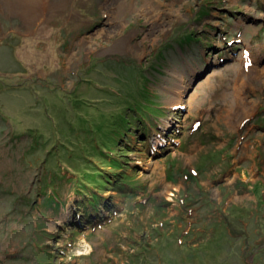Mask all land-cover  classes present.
<instances>
[{
  "label": "rangeland",
  "instance_id": "374dc122",
  "mask_svg": "<svg viewBox=\"0 0 264 264\" xmlns=\"http://www.w3.org/2000/svg\"><path fill=\"white\" fill-rule=\"evenodd\" d=\"M137 65L160 137L113 143ZM0 264H264V0H0Z\"/></svg>",
  "mask_w": 264,
  "mask_h": 264
},
{
  "label": "trees",
  "instance_id": "16d2710c",
  "mask_svg": "<svg viewBox=\"0 0 264 264\" xmlns=\"http://www.w3.org/2000/svg\"><path fill=\"white\" fill-rule=\"evenodd\" d=\"M195 37L194 33L191 31H187L186 33L183 34V37L178 38L177 42L178 44L184 43V46L189 47L190 45H194ZM170 45L164 46L163 49H159L155 54H154V62L150 67V70L152 71H157L159 67L161 66V62L159 60L164 61L166 59L164 53L168 52V48ZM214 49V47L212 48ZM190 51V50H189ZM196 54L195 56H197ZM168 60V59H167ZM156 65L158 67H156ZM135 67V65H133ZM136 70L138 69V76L139 78L137 79V82L140 83V85L136 86L134 85L133 81L128 82L132 88H135V95L133 98H130L128 105L124 108H122L116 116V120L113 121L112 125L109 127L112 129L113 134V140L112 142L120 141L123 142V140H127V138H130L133 136V134L138 133V126L139 122L137 119H133L135 117H140L141 122H144L145 126L148 128L146 132H151L152 130L156 131L155 134L158 133V128H157V122L158 120L165 114V110L162 109L161 104L159 102V99H156V95L154 92H150L147 89L146 84L148 83V76L145 74L144 70L139 67V65L136 66ZM149 91V92H148ZM148 97H152V99H147ZM132 112V116L130 113ZM135 112V114H134ZM144 118V119H143ZM145 120V121H142ZM157 120V121H156ZM125 124L124 127L119 128V125ZM123 136V138H122ZM130 136V137H128ZM37 139V137H35ZM95 142L93 145H90L86 150H82L81 158L85 159V161H89V168L90 171H95L97 170L100 174L102 172L103 167L101 164H108L112 165V167L115 170H120L121 167H125L128 164V162L123 161V158H126L127 154L129 153V150H127L125 147H122L118 150V148L114 147L113 144L108 147L107 149H103L99 146L98 141H96V138L93 139ZM127 145L131 146H139L140 142L137 143H127ZM146 143L143 142L141 143L140 146L143 147L142 152H152L155 154V150L147 151L145 149ZM95 148V152H92L90 148ZM51 151H49L50 153ZM52 153V152H51ZM96 153V154H95ZM78 154V155H80ZM106 156L112 158L110 161L106 159ZM67 156L69 153H67ZM97 156V157H96ZM94 157L95 160L92 159ZM130 163V162H129ZM61 166L69 172L73 178L72 180V186L74 187L76 194L81 196V201H79V205L85 207H93V202L90 198L89 194V188H93L96 185H90L88 183V178H87V171L86 169H79L76 166H72L67 164L66 162H61ZM87 168V166H85ZM107 169V168H104ZM96 173V172H95ZM127 172L124 173V171H121L119 174H123V176H119L117 179L119 180H126L127 185L130 189L133 188V185L130 183V179L128 178L129 175H125ZM75 181V182H74ZM74 182V184H73ZM103 183V182H102ZM106 183V182H104ZM137 186V185H135ZM85 189L87 192H83L82 190ZM137 189L134 188V192H136ZM36 210V208H35ZM73 232V231H72ZM75 232V230H74Z\"/></svg>",
  "mask_w": 264,
  "mask_h": 264
},
{
  "label": "bare ground",
  "instance_id": "6f19581e",
  "mask_svg": "<svg viewBox=\"0 0 264 264\" xmlns=\"http://www.w3.org/2000/svg\"><path fill=\"white\" fill-rule=\"evenodd\" d=\"M160 137V134H158V136H156V140Z\"/></svg>",
  "mask_w": 264,
  "mask_h": 264
}]
</instances>
